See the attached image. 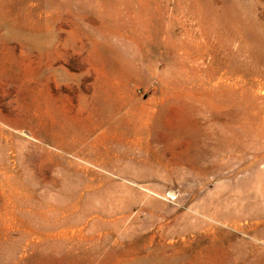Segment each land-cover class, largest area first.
I'll use <instances>...</instances> for the list:
<instances>
[{"label":"rangeland","instance_id":"374dc122","mask_svg":"<svg viewBox=\"0 0 264 264\" xmlns=\"http://www.w3.org/2000/svg\"><path fill=\"white\" fill-rule=\"evenodd\" d=\"M231 6L264 23L0 0V264H264V33Z\"/></svg>","mask_w":264,"mask_h":264},{"label":"bare ground","instance_id":"6f19581e","mask_svg":"<svg viewBox=\"0 0 264 264\" xmlns=\"http://www.w3.org/2000/svg\"><path fill=\"white\" fill-rule=\"evenodd\" d=\"M229 8L230 9H225V10L219 9L218 14H219L220 19H223L224 22H226V21L228 22V20L231 22L233 20L232 11H236L237 12V19L240 18V21L242 19L244 22H249L251 24L250 25V27H251V29H250L251 34L256 35L257 38L263 36V33H264V23H260V21L258 19L254 18L253 16H250V15L248 16L244 12H242V13H244V17L241 18V15L238 14V12L240 11V9L238 10V8H237V10H235V9L233 10L232 9V6L229 7ZM218 97H219V104L222 107H224V105H226V101H227L226 98H225V95L220 94ZM207 113L208 112L206 110L200 111L199 114H198L199 115V118L202 119V120H204V121H206V122H208L210 120L209 117H210L211 114L208 115ZM208 146H209V144H208ZM134 159L135 158H129V160L131 161V163L129 161L125 165H122L121 164L120 167L123 168L121 170L127 173V171H130L132 169V172H131L132 173V177H135V178L143 177L145 179H150V178L154 177V175L151 172L146 171V170L143 171L141 174L134 172L133 171L134 168L132 167V160H134ZM117 161H118V159L117 160H114V159L111 158L109 160L108 159L107 160L106 159H103L101 161V163L104 164V165H110L111 167H115V166L119 167L116 164ZM120 163H123V162H120Z\"/></svg>","mask_w":264,"mask_h":264}]
</instances>
